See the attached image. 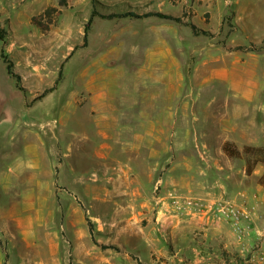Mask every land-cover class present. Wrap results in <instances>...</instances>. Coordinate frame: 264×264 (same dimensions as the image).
<instances>
[{
    "label": "rangeland",
    "instance_id": "rangeland-1",
    "mask_svg": "<svg viewBox=\"0 0 264 264\" xmlns=\"http://www.w3.org/2000/svg\"><path fill=\"white\" fill-rule=\"evenodd\" d=\"M220 1L221 6L218 0H174L163 9L212 36H195L171 21L96 17L87 47L83 38L92 2L59 6L58 1L48 33L27 27V16L42 7L37 1L8 8L15 36L3 16L8 35L4 46L0 40V54L3 46L25 91L17 89L0 57V100L15 113V123L0 128V264H79L63 230L67 203L84 212L101 245L129 232L141 234L148 223L144 203H153L156 219L158 203L171 193L210 200L208 194L240 187L259 195L264 205L258 184L264 167L247 176L245 162L222 151L226 142L243 151L255 126L264 136V0ZM124 9L122 3L97 6L104 16ZM158 45L164 56L150 62ZM169 78L175 98L168 95ZM94 92L109 94L117 111L112 117L118 120V140L111 142L107 161L98 156L105 130L100 116L77 107ZM73 96L77 106L69 104ZM163 116L170 129L150 132L149 147L138 136L141 141L132 147L133 133L146 131L141 126L149 121L162 127ZM51 131L60 134L67 151L56 178ZM107 162L109 169L121 166L126 173L105 174ZM62 174L83 190L106 188L108 178L113 192L100 195L101 209L94 211L92 195L64 193ZM133 203L140 207L133 210Z\"/></svg>",
    "mask_w": 264,
    "mask_h": 264
},
{
    "label": "crops",
    "instance_id": "crops-1",
    "mask_svg": "<svg viewBox=\"0 0 264 264\" xmlns=\"http://www.w3.org/2000/svg\"><path fill=\"white\" fill-rule=\"evenodd\" d=\"M4 1L5 6H0V12L3 13V15L0 13V17L2 18V21H0V27L4 29L2 26L5 22L3 20L4 16V18L6 17V19L10 20L11 29V15H9L8 8H11L14 11L19 10L31 0ZM23 1H25V3L22 5L21 2ZM35 1L40 3L42 7L38 13H31L27 16L28 29L36 27L32 24V19L34 17L44 13L47 8L55 6L59 0ZM75 1L86 3L93 2V0H67L70 4ZM95 1L103 7H109V5L113 3L125 4L127 9H124L120 13L114 12V14H123L125 12L133 11L139 15H144L150 12H160L172 15L171 13H165L163 9L167 7V3L174 0ZM218 2L220 5L221 1L218 0ZM149 19L166 21L154 17L138 20ZM10 31L15 36L13 30L11 29ZM3 46L1 47L2 49ZM158 47L159 49L151 54V59L153 60L150 62L164 56L163 52L160 51V45H158ZM163 80L165 83L167 82L165 77ZM168 82V95L169 97L175 98L176 94L172 91V89L175 90V86H173L175 82H172V79L170 78ZM146 98H148V96H146ZM85 99L86 103L84 106H77V98L73 96L70 98L69 104L77 106L80 110L82 109L81 111L85 113V115L91 113L92 115H98L101 117L97 118L98 124L100 128L104 127L105 130L101 131L103 143L101 145L102 151L98 153V156L102 161H107L110 152L113 150L111 142L114 141L116 145L118 140V120L117 117H112L116 108L113 106L111 96L104 92L91 93L87 95ZM14 114V111L10 107V103L1 102L0 100V128H5L7 122H9V125H13V123H15ZM163 114H165V112ZM150 122L151 121L141 126V128L146 131H143L142 133L140 131H135L133 133L134 141L132 143V147L137 146V141H141L138 136L143 138H140L142 141H147L146 144L149 147L151 143L154 144V140H150V132L165 131L170 129L167 123L164 122V116L161 119L163 126L160 128L155 127V125ZM112 129L115 130L113 133ZM49 134L50 140L54 142L53 153L55 155L57 165L54 168L55 173L53 177L56 178V175L58 174L57 171L61 170L64 166L63 163L60 166L59 162L60 160L64 161L67 151L63 147V141L58 132L51 131ZM61 134L63 137V132ZM35 136L36 138L39 137H37V134H33V137ZM246 138L247 139L245 140L249 139L248 135ZM251 140L252 142L247 141L248 146H264V136L262 135L261 129L257 126H255L253 130ZM109 166L110 163H105V174L107 170L108 174L110 173L108 168ZM65 174H62L60 179V183L64 186V193L69 195H92L93 200L90 201V203L91 208L94 211H100L101 209L100 195L113 192L111 187H109L112 183H109L110 181L108 178L106 188L96 189L92 186H86L83 190L79 187L80 182L78 180L69 183L65 178ZM123 178H126V176ZM149 178L152 181L153 177L150 176ZM140 179H142L141 176L136 177L137 183H139ZM114 185L116 186V183ZM259 188L263 189L260 186ZM114 189L117 188L114 187ZM243 189L240 187H234L231 190L228 189V191H225L224 194H219L218 196L208 194L207 196L210 197V200L230 199V201L235 204L255 210L252 218L253 230L246 233L244 236L236 234L231 225L216 213L194 214L192 216L175 215L171 213L172 208L170 205L164 201H162L161 204L158 203L157 208L159 210V216L156 219L153 214V203H144V209L146 210L145 217L148 223L143 232L141 234L129 232L125 235L123 240L103 242V245L110 246V248L107 249H102L100 247L101 242L99 240H96L98 245L93 242L84 212L79 207L70 203L64 204L62 208L64 213L63 230L70 236L69 239L73 244V252L71 256L77 259L79 264H264V262H260L258 259H255L257 253L256 250L259 247H262L261 250L264 252V205L261 203L262 201L259 195H256V193H250L245 190V188ZM260 189L259 193H261ZM145 191L147 190L143 187V192ZM112 207L115 211L118 210V205H112ZM139 207L140 206L134 203L130 205V208L133 210ZM54 229L57 230V227ZM99 231H102V228H100ZM57 255L58 253H55V256Z\"/></svg>",
    "mask_w": 264,
    "mask_h": 264
},
{
    "label": "trees",
    "instance_id": "trees-1",
    "mask_svg": "<svg viewBox=\"0 0 264 264\" xmlns=\"http://www.w3.org/2000/svg\"><path fill=\"white\" fill-rule=\"evenodd\" d=\"M66 1L67 0H59V6H66ZM92 5H93V10L91 12L90 20L85 25L83 47H87L89 32L91 30L92 21L96 17H100V18L105 19V20L127 19V18L144 19V18L154 17V18H158L161 20L175 22L177 24H183L184 26L189 27L195 36H199V35L212 36L209 32H207L205 30H200L193 23H183L182 18L174 17L172 15H167V14H163L160 12H150V13H147L144 15H139L136 12L130 11V12H125L123 14L112 13V14H109L107 16H104V15H101L98 13V11H97L98 3L95 0H93ZM57 11L58 10L55 6H51V7L47 8L44 13H42L41 15L34 17L32 19V24L34 26H36L37 28H39L44 33H48L49 28H50L49 25H52V23H53V14ZM7 35H8L7 32L0 27V40L3 42L4 45L6 43ZM76 49H78V48H76ZM239 49L243 50L245 48L240 47ZM1 59L3 60L4 64L6 65V70H7L8 76L16 82L17 89H19L21 92H24L25 89L21 86L22 78L15 71L13 61L8 58V56L5 54L3 49L1 51ZM60 78H61V74H60L59 79L56 83V86L60 83V80H61ZM56 86L54 88L46 90L44 92V94L39 98V100L44 98L47 94L56 90ZM222 151L231 160H243L245 162V172H246L247 176H252L254 174L256 168L259 165H262L264 167V146L263 147L246 146V147H244L243 151H240L233 143L226 142L223 145ZM258 184L260 187H262L264 189V174L259 179ZM88 225H89L92 240L95 244L98 245V243L96 242V240L94 238L93 225L91 224V222L89 220H88ZM100 247L102 249L110 248V246H105V245H101ZM112 248H114V247H112ZM6 257H8V256H6Z\"/></svg>",
    "mask_w": 264,
    "mask_h": 264
},
{
    "label": "built area",
    "instance_id": "built-area-1",
    "mask_svg": "<svg viewBox=\"0 0 264 264\" xmlns=\"http://www.w3.org/2000/svg\"><path fill=\"white\" fill-rule=\"evenodd\" d=\"M164 199L162 201L166 202L172 208V214L192 216L194 214L216 213L227 221L234 232L239 236H244L246 233L253 230L252 218L255 210L235 204L232 201L196 199L187 196H179L174 193L169 194V196ZM261 249L262 247H259L256 251L255 259L264 262V252H262Z\"/></svg>",
    "mask_w": 264,
    "mask_h": 264
},
{
    "label": "bare ground",
    "instance_id": "bare-ground-1",
    "mask_svg": "<svg viewBox=\"0 0 264 264\" xmlns=\"http://www.w3.org/2000/svg\"><path fill=\"white\" fill-rule=\"evenodd\" d=\"M102 158V157H101ZM116 167V166H115ZM109 168V167H108ZM110 170V173H126V171L124 170L123 167L119 166L118 168L114 169V168H111L109 169ZM111 184V183H110Z\"/></svg>",
    "mask_w": 264,
    "mask_h": 264
}]
</instances>
